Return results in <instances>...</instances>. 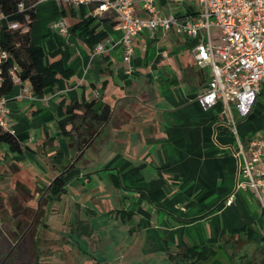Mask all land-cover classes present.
Returning a JSON list of instances; mask_svg holds the SVG:
<instances>
[{"label": "crops", "instance_id": "0c3cea01", "mask_svg": "<svg viewBox=\"0 0 264 264\" xmlns=\"http://www.w3.org/2000/svg\"><path fill=\"white\" fill-rule=\"evenodd\" d=\"M157 4L163 14L196 9L176 0ZM69 6L65 15L58 0L37 3L30 34L34 44H42L53 24L66 18L64 63L74 75L34 100L23 94V87L31 89L28 83L15 85L8 96L10 128L24 155L15 163L0 145V178L8 166L14 173L28 170L48 186L60 175L51 160L58 152L67 165L77 164L66 172V193L46 203L37 228L67 240L61 264H180L187 246L219 247L205 264H229L228 249L247 244H256L264 258V206L252 190L236 191L242 155L240 161L235 156L264 135V80L253 112L244 119L234 112L235 135L221 104L206 109L199 101L212 70L198 66L195 40L144 32L132 40L134 54L127 62L124 31L104 14L95 17L94 29L106 35L100 44L107 52L95 55L73 32L94 7L74 10L72 17ZM136 9L146 18L141 0ZM63 101H96L97 110L112 106L111 121L78 163L76 141L60 134ZM247 226L254 228L256 242L236 233Z\"/></svg>", "mask_w": 264, "mask_h": 264}, {"label": "built area", "instance_id": "2783aa9c", "mask_svg": "<svg viewBox=\"0 0 264 264\" xmlns=\"http://www.w3.org/2000/svg\"><path fill=\"white\" fill-rule=\"evenodd\" d=\"M46 0H38L37 3ZM70 5L79 13L83 7L93 6L94 17L111 14L124 31L121 44L125 50V61L130 62L134 54L132 40L144 32L155 36L157 33L174 32L195 40V58L201 68L210 67L212 77L208 89L199 97L204 108L209 109L221 104L223 113L229 118L231 131L238 135L236 112L240 118H247L261 95L264 80V0H176L180 5L196 6L191 12L176 13L171 9L163 14L157 0H141L142 18L136 9L139 0H58ZM24 9L23 3L19 5ZM16 30L18 22L12 23L0 13V65L10 55L1 46L3 28ZM213 28L220 30V36H214ZM52 30L67 36L69 23L61 18L53 24ZM218 41V43H216ZM107 52L104 44H98L95 55ZM16 65L10 69L15 85H23ZM3 77L0 72V88ZM23 94L30 100L35 95L28 87ZM23 95H19L22 97ZM8 97L0 96V134L10 128V109ZM236 191L252 190L255 197L264 206V135L252 138L247 144V152L241 146V152L235 154L240 161ZM235 195H231L227 204H233Z\"/></svg>", "mask_w": 264, "mask_h": 264}, {"label": "trees", "instance_id": "16d2710c", "mask_svg": "<svg viewBox=\"0 0 264 264\" xmlns=\"http://www.w3.org/2000/svg\"><path fill=\"white\" fill-rule=\"evenodd\" d=\"M38 0H0V13L10 20H15L20 25L19 29L10 30L3 28L1 33V46L6 50L10 57L0 65L3 83L0 88V96L8 97L15 84L10 76V69L14 66L19 67V77L23 83H28L35 96H41L47 89H54L61 79H70L74 73L67 68L64 63V51L66 47V36L50 29L44 37V43L34 44L31 40L30 29L37 19L36 7ZM23 3L24 9L20 10L19 5ZM63 13L67 15L66 4L61 2ZM71 16L76 14L73 7L69 6ZM96 18L93 16L85 17L73 25V32L88 47L95 49L96 46L105 40L106 35L94 29ZM96 101H63L57 112L58 124L61 135L72 141H76L78 147V163L85 155L86 151L92 149L95 141L101 136L103 126L111 121L112 106L104 104L99 110L95 108ZM0 145L4 146L7 153L11 155L13 161L18 163L24 155V149L18 138L8 132L0 134ZM53 167L60 174L50 183L43 186L28 171L22 170L20 175L26 180L27 186L34 188L39 196L43 197L49 205L60 199L67 191L66 172L74 170L77 164L67 165L62 153L58 152L51 158ZM13 168L18 170L17 165ZM29 190L28 187L24 188ZM47 192V193H46ZM44 193L46 195L44 196ZM40 204L36 207L33 219L36 221L40 217ZM236 233H244L248 241L256 242L254 238L255 230L252 226H247ZM40 236L36 239V253L40 251ZM219 247H185L179 254L180 264H205L218 255ZM236 255H232L227 260L229 264ZM244 260V258H242ZM239 264H244L240 263Z\"/></svg>", "mask_w": 264, "mask_h": 264}, {"label": "rangeland", "instance_id": "374dc122", "mask_svg": "<svg viewBox=\"0 0 264 264\" xmlns=\"http://www.w3.org/2000/svg\"><path fill=\"white\" fill-rule=\"evenodd\" d=\"M212 33L214 36H220L221 32L219 29L213 28ZM25 187L29 189L26 180L23 179V175L14 173L12 169L6 166L0 178V226L4 240L8 241V238L14 239L25 232L32 221H34L33 216L39 203L40 217L34 222L33 228L25 233L23 242L27 241L29 243L27 246L30 248L35 260L33 264H61V260L67 255L66 249L70 248L66 244L67 240L57 237L44 229L37 232L39 230L37 228H41V220L46 211V201L43 197L39 200V196L33 187H30L29 190H25ZM14 230H18V232L16 234L13 233ZM34 234H37L38 237L40 236L42 240L39 251V254L42 255L41 261H39L36 254ZM33 247H35V252ZM241 247L237 249L231 248L227 251L228 255H236L232 261L234 264L243 263V261L244 264H247L248 260H252L251 264H261L264 261L263 254H261L260 248L256 244H247ZM242 258L245 260H241ZM63 262L65 261L63 260Z\"/></svg>", "mask_w": 264, "mask_h": 264}, {"label": "flooded vegetation", "instance_id": "af4514ba", "mask_svg": "<svg viewBox=\"0 0 264 264\" xmlns=\"http://www.w3.org/2000/svg\"><path fill=\"white\" fill-rule=\"evenodd\" d=\"M34 222L35 221H32L30 226L24 233H22V235L14 239L8 238V241L4 240L3 231L0 226V264H33L35 260L30 252V248L27 246L29 243L27 241L23 242V239L25 233L29 232L30 229L33 228ZM17 232L18 230H14L13 233L16 234ZM33 248L35 252V247ZM37 256L39 261H41L42 255L37 254Z\"/></svg>", "mask_w": 264, "mask_h": 264}]
</instances>
